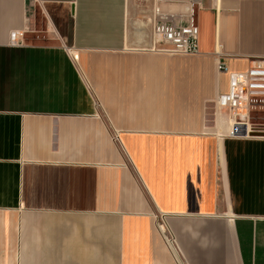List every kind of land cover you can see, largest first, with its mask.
<instances>
[{
    "label": "crops",
    "instance_id": "0c3cea01",
    "mask_svg": "<svg viewBox=\"0 0 264 264\" xmlns=\"http://www.w3.org/2000/svg\"><path fill=\"white\" fill-rule=\"evenodd\" d=\"M263 55L264 0H0V264H264V133L218 102Z\"/></svg>",
    "mask_w": 264,
    "mask_h": 264
},
{
    "label": "built area",
    "instance_id": "2783aa9c",
    "mask_svg": "<svg viewBox=\"0 0 264 264\" xmlns=\"http://www.w3.org/2000/svg\"><path fill=\"white\" fill-rule=\"evenodd\" d=\"M11 43L21 45L23 32H13ZM156 45L153 50L168 54L195 55L199 50V26L192 10L185 24L158 22L154 25ZM218 69L229 74V89L219 97V104L224 108L231 124L230 134L248 136L256 132L251 120L254 112L264 110V55L249 59L245 70L230 71L223 63ZM246 132V135H242ZM159 228L168 244L176 246V239L165 222L164 216H158Z\"/></svg>",
    "mask_w": 264,
    "mask_h": 264
},
{
    "label": "rangeland",
    "instance_id": "374dc122",
    "mask_svg": "<svg viewBox=\"0 0 264 264\" xmlns=\"http://www.w3.org/2000/svg\"><path fill=\"white\" fill-rule=\"evenodd\" d=\"M253 115L255 116L254 118H252V122L255 124L253 126V130H255L256 132H254V134H263L264 132V110H259L253 113ZM258 131H262L258 132ZM165 220V219H164Z\"/></svg>",
    "mask_w": 264,
    "mask_h": 264
},
{
    "label": "water",
    "instance_id": "95a60500",
    "mask_svg": "<svg viewBox=\"0 0 264 264\" xmlns=\"http://www.w3.org/2000/svg\"><path fill=\"white\" fill-rule=\"evenodd\" d=\"M242 135H246V132H243V134Z\"/></svg>",
    "mask_w": 264,
    "mask_h": 264
}]
</instances>
